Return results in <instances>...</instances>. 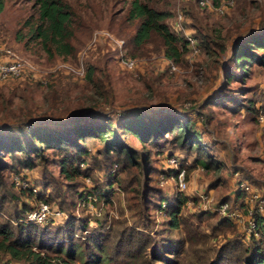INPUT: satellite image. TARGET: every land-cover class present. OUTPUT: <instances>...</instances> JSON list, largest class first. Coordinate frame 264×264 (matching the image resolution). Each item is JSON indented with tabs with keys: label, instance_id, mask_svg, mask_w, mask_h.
Instances as JSON below:
<instances>
[{
	"label": "rangeland",
	"instance_id": "374dc122",
	"mask_svg": "<svg viewBox=\"0 0 264 264\" xmlns=\"http://www.w3.org/2000/svg\"><path fill=\"white\" fill-rule=\"evenodd\" d=\"M66 1L78 22L74 23L70 38L74 52L66 57H48L36 40L27 37V23L35 16L32 0H3L0 42L33 62L46 83L30 79L27 82L8 80L0 83V122H13L17 117L33 122H69L73 120L68 119L69 115L81 116L80 113L93 99L99 105L102 103V108L107 107V98L100 96L92 82L82 78L84 65L91 63L97 67L100 64L97 57L105 43L100 38L99 43L90 44L94 30H106L121 38H126L131 32L133 23L124 19L128 0ZM155 5L171 11L172 15L166 19L171 28H177L178 24L188 32L201 33L208 38L207 46L198 48L194 42L191 47L188 46L181 62L173 64L174 68L170 70L161 52L150 50L151 45L146 44L143 52H149L143 54L141 51L142 54L135 58L139 70L137 76L116 68V74L123 76V84L127 83L133 93L129 97L119 95L112 104L146 107L157 113L180 109L189 112L185 115L191 119L193 127L201 131L210 154L219 161V166L216 169L190 166L192 153L185 155L182 150L165 143L161 152L154 149L151 153V168L147 173H142L140 169L138 173L137 168L131 166L118 171L110 184L99 169L91 170L89 181L84 180L83 184L86 188L98 187L80 199L73 192L66 191L57 167L48 159L43 163L35 158V166L21 168L8 156L2 158L7 166L0 169V192L12 193L17 205L30 203L34 206L48 193L54 203L61 200V204L57 205L63 216L56 220L61 221L71 214L70 218L81 219L86 227L97 226L98 230L107 233L105 253L102 255H111L109 259L94 264H135V260L145 257L150 260L153 246L155 249L160 247L159 253L170 256L168 248L174 247L172 240L178 237H183L184 243L180 253L173 257L176 258L175 264H200L202 259L205 264L211 259L212 249L225 239L233 237L245 243L248 241L249 235L245 234L247 212L242 205L244 193L242 197L236 196L239 182H246L256 190L264 206V130L257 125L254 110L264 103V67L252 64L241 81L231 79L224 83L232 90L238 88L235 92L237 106L227 109L207 104L200 108L203 114L196 112L197 105L222 82L219 66L227 54L230 38L237 32L255 28L264 20V0H233L232 6L222 14L199 5L198 0H156ZM177 12L181 14L180 21H177ZM217 38H222L221 42L225 45L223 51L213 43ZM97 77H100V72L95 69L92 80ZM123 86L117 85L118 92H123ZM249 104L253 110L248 109ZM8 112L14 117H6ZM128 143L135 148L138 146L133 139H129ZM168 148L178 157V166L184 169L186 187L182 190L175 187L172 171L164 169ZM44 154L49 157L50 151L45 150ZM10 164L14 167L10 168ZM43 166L55 181L48 186H41V182L47 180V175L42 177L41 174ZM18 171L28 185L42 188L43 195L39 199L34 200V195L30 196L26 190L20 192L19 187L12 184V175ZM136 173L137 180L132 178ZM161 174L165 179L163 183H160ZM108 186L111 191L102 195L101 189ZM175 196L181 203L178 199L173 200ZM160 197L166 198L173 207L179 205L178 228H169L167 206L159 204ZM223 202L239 217H223L218 211V205ZM260 217L264 223V212L255 215L256 222ZM222 218L229 221L224 223L220 221ZM128 233L132 235V241L122 239L113 248L114 240L128 236ZM78 234L84 238L87 232L82 230ZM143 237L148 238L151 245L140 242L139 238ZM253 238H260L264 244V234L260 231ZM0 264L23 263L2 258Z\"/></svg>",
	"mask_w": 264,
	"mask_h": 264
},
{
	"label": "trees",
	"instance_id": "16d2710c",
	"mask_svg": "<svg viewBox=\"0 0 264 264\" xmlns=\"http://www.w3.org/2000/svg\"><path fill=\"white\" fill-rule=\"evenodd\" d=\"M155 1L128 0L124 19L133 23V28L126 38H119L123 40L125 53L132 58H138L145 45L150 44V50L158 49L171 64H179L188 49L187 40L179 29L171 28L170 23L166 22V19L172 15L171 11L157 7ZM32 5L35 8V16L27 23L28 39L36 40L48 57L71 55L74 46L70 38L73 34V25L78 22L74 19L68 2L32 0ZM2 6L3 0H0V10ZM189 34L198 48L203 49L207 46V36L198 32H189ZM113 35L118 37L116 34ZM221 39L212 41L223 51L225 45ZM104 43L105 46L97 57L99 66L85 63L82 78L92 82L100 96L107 98V107L102 108V103L99 105V102L93 99L84 108L83 113H80V118L69 115L68 119H73L69 122L61 120L52 123L33 122L19 117L13 122H0V169L7 166L2 159L4 156H8L12 163L21 168L35 166V158L43 163L48 159L57 167L66 191L73 192L80 199H84L88 192L93 193L98 187L94 185L86 188L83 184L91 170L99 169L109 179L110 184L114 182L113 178L118 171L127 170L131 166L136 167L138 173L139 169L142 173H147L151 168L149 165L151 153L155 151L154 149L161 152L165 143L182 150L185 155L192 153L190 166L200 165L206 169H216L219 161L210 154L201 131L193 127L191 119L185 115L184 110L157 113L146 107H119L112 104L119 95L129 97L133 90L127 83L123 84L125 83L123 76L116 74V68L121 70L114 58L116 50ZM227 46V54L219 66L222 82L214 92L208 93L197 105V113L203 114L200 108L207 104L220 105L227 109L237 106L238 98L235 92L238 88L232 90L225 84L231 79L241 81L252 64L264 67V20L255 28L234 34ZM146 52L149 51L143 54ZM95 69L100 72V77L92 80ZM27 80L25 78L19 81L27 82ZM118 84L125 85L121 87L124 93L118 92ZM248 109L253 110L251 104L248 105ZM7 114L8 118L14 117L10 112ZM129 139L137 142V148L128 143ZM45 150L50 151L49 157L44 154ZM167 150L166 156L175 155L169 148ZM8 166L14 167L12 164ZM41 174L42 177L47 175V180H43L41 186L55 182L53 176L46 173L44 166ZM132 178L137 180V173L132 175ZM78 186L81 188L78 189ZM19 189L20 192L26 190L30 196L34 195V200L39 199L43 193L40 186L35 192H31L29 188L19 187ZM108 190L111 191L109 186L101 189L100 193L106 195ZM238 191L236 196L242 197L243 192ZM49 197L46 193L41 200L60 209L57 204H61V200H56L57 203H54V199ZM176 199L181 203V200L175 196L173 200ZM159 204L167 206L169 228H178L179 205L173 207L166 198L161 197ZM31 207L30 203L17 205L12 193L0 192V259L20 261L23 264H75V262L94 264L109 259L111 254L102 255L105 253L104 245L108 239L106 232L98 230L97 226L86 227L81 219L70 218L71 214L61 221L49 220L45 224L30 222L25 218V213ZM170 207L173 209H169ZM257 220L259 231L264 234L262 218ZM220 221L226 223L229 220L222 218ZM82 230L87 232L84 238L78 236ZM122 239L131 242L132 235L128 233V236L117 237L113 242V248L118 246V242ZM139 240L144 244L149 241L144 237ZM172 242L174 247L168 248L171 250L170 256L159 253L160 247L155 249L153 246L150 260L146 257L141 258L135 260L137 261L135 264H175L176 258L173 257L180 253L184 240L183 237H178ZM212 251L211 259L205 260V264H264V244L260 238L249 236L245 243L241 239L232 237L218 243ZM202 260L200 264H203Z\"/></svg>",
	"mask_w": 264,
	"mask_h": 264
},
{
	"label": "built area",
	"instance_id": "2783aa9c",
	"mask_svg": "<svg viewBox=\"0 0 264 264\" xmlns=\"http://www.w3.org/2000/svg\"><path fill=\"white\" fill-rule=\"evenodd\" d=\"M199 5L207 8L210 11H213L217 14L224 13L230 6L233 4V0H198ZM177 21L181 20V14L177 12L176 14ZM176 29H181L182 33L187 40L188 46L191 47L194 43V39L190 36L189 32L183 30V28L176 24ZM106 42L110 47L116 50L114 55L117 65L137 76L139 73L137 67V60L128 56L125 53L123 47V40L119 37L114 36L112 33L106 30H94L90 36V44L99 43L101 39ZM168 69L172 70L174 68L173 64L169 61L166 62ZM169 70V71H170ZM82 74V73H81ZM38 80L41 83H46V80L42 73H40L33 62L19 55L15 50L7 46L6 44L0 42V83L6 82L10 79L22 80V79ZM255 121L257 125L264 130V103L256 107ZM166 166L165 170H171L175 178V187L178 190H182L186 187V180L184 177V169L178 166L179 161L175 155H167L165 157ZM114 167V166H113ZM113 168L111 169V171ZM22 173H15L12 175V183L20 188H29L31 192L36 191V187L28 185V183L22 179ZM86 182L89 181V177L84 179ZM165 179L160 175V183H163ZM238 189L244 193V199L242 205L247 212L246 218V228L245 234L251 237H257L258 235V224L255 220V215H262L264 212V206L262 205V199L256 190L249 187L246 182H239ZM247 198V199H245ZM250 201H254L253 204ZM163 205V204H161ZM218 211L223 217H239V215L231 210L225 202L218 205ZM63 216V212L51 206L49 203L43 200H37V202L28 209L25 213V218L30 222H35L39 224L45 223L47 220L51 221H60L56 220ZM86 232V230H83Z\"/></svg>",
	"mask_w": 264,
	"mask_h": 264
}]
</instances>
